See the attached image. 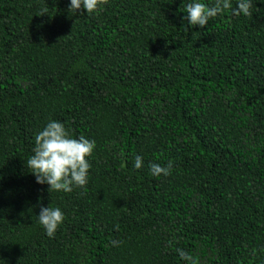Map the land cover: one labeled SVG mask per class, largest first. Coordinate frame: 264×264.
Wrapping results in <instances>:
<instances>
[{
	"label": "trees",
	"instance_id": "1",
	"mask_svg": "<svg viewBox=\"0 0 264 264\" xmlns=\"http://www.w3.org/2000/svg\"><path fill=\"white\" fill-rule=\"evenodd\" d=\"M190 2L0 0V264H264V0L204 28ZM49 121L95 142L83 188L30 173Z\"/></svg>",
	"mask_w": 264,
	"mask_h": 264
},
{
	"label": "clouds",
	"instance_id": "2",
	"mask_svg": "<svg viewBox=\"0 0 264 264\" xmlns=\"http://www.w3.org/2000/svg\"><path fill=\"white\" fill-rule=\"evenodd\" d=\"M104 0H70L69 11L78 12L82 7L86 13H93ZM187 13L185 19L192 27L204 28L210 18H215L225 10H232L233 15H251V0H238L235 8L231 0H214L211 6L200 0L184 5ZM43 10L41 16L45 15ZM95 142L80 136L78 139L71 138L63 123L49 121L45 128L35 135V147L33 155L27 160L30 173L35 176L38 184L49 185V192H71L73 187L83 188L87 184L90 164L87 160L95 149ZM143 159L135 157L134 168L140 169ZM150 171L153 176H168L173 167L172 161L166 166L151 164ZM39 223L44 228L48 237H54L59 225L64 220V214L59 207H41L38 215ZM113 246L118 244L113 241ZM180 258L187 264H196L194 258L182 249H177Z\"/></svg>",
	"mask_w": 264,
	"mask_h": 264
}]
</instances>
